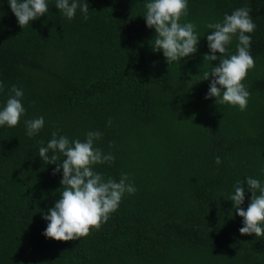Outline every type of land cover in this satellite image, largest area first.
<instances>
[{
	"label": "trees",
	"instance_id": "trees-1",
	"mask_svg": "<svg viewBox=\"0 0 264 264\" xmlns=\"http://www.w3.org/2000/svg\"><path fill=\"white\" fill-rule=\"evenodd\" d=\"M55 2L22 28L0 0V109L16 85L26 110L17 126H0V264H264V237L240 234L230 200L244 181L246 210L247 177L264 184V0H188L181 23L197 26L198 50L171 64L152 49L148 0H87V20L79 9L69 20ZM245 5L255 67L240 111L205 99L203 74L220 62L204 61L206 25ZM40 116L44 127L29 137L24 121ZM54 131L81 141L100 131L96 146L115 160L95 170L117 182L127 173L137 189L99 230L67 242L43 235L63 190L62 169L53 175L39 157Z\"/></svg>",
	"mask_w": 264,
	"mask_h": 264
},
{
	"label": "clouds",
	"instance_id": "clouds-1",
	"mask_svg": "<svg viewBox=\"0 0 264 264\" xmlns=\"http://www.w3.org/2000/svg\"><path fill=\"white\" fill-rule=\"evenodd\" d=\"M12 13L23 28L48 12L47 0H8ZM55 7L69 20L76 15L77 9L87 20L89 4L82 0H56ZM144 19L149 28L155 29L153 51H162L168 64L180 61L181 58L193 55L198 50L199 35L197 26L192 22L181 23V18L188 14V0H148L145 3ZM250 6L235 9L225 14L222 21L210 22L211 29L207 35L210 54L204 55V61L219 60L216 66H210L203 74V80L211 77L209 91L205 99L216 98V103L238 106L240 111L247 109L250 91L244 81L248 71L255 67L251 55V34L256 29L250 13ZM2 16V15H0ZM233 37L238 39L236 53L231 54L228 46ZM219 53V56H217ZM5 85L0 81V93ZM23 90L12 85L5 106L0 109V126L15 127L25 114L22 104ZM26 134L37 135L45 125L43 116L24 121ZM111 125V119L108 121ZM100 131H88L84 141L70 140L67 136L52 133L46 146L39 148V157L46 164L56 165L53 175L62 169V191L54 206L44 215L48 225L43 233L47 238L56 241H72L90 234L95 228L99 230L106 223L111 213L115 212L125 195L135 194L136 187L129 182L127 173H121L117 182L112 177L95 170L96 165L112 163L115 157L111 152L105 153L96 142L102 138ZM41 145L44 144L40 141ZM111 146V145H110ZM52 155H49V153ZM63 159L60 163L58 160ZM220 164V157L215 158ZM247 189L252 193L247 209L241 207L245 202L244 181L234 186L233 202L235 213L243 218L241 235L264 237V184L251 176L246 180Z\"/></svg>",
	"mask_w": 264,
	"mask_h": 264
}]
</instances>
